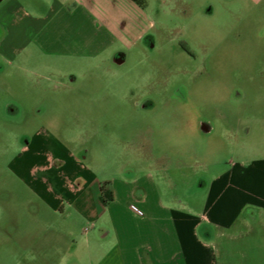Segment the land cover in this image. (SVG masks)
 <instances>
[{
    "label": "rangeland",
    "instance_id": "374dc122",
    "mask_svg": "<svg viewBox=\"0 0 264 264\" xmlns=\"http://www.w3.org/2000/svg\"><path fill=\"white\" fill-rule=\"evenodd\" d=\"M53 1L0 6L38 17ZM57 1L86 6L109 43L90 55L35 42L0 55V264H15L14 251L38 250L44 236L63 239L60 260L75 264L91 226L73 210L48 209L34 191L31 156L52 171L70 157L111 188L113 178L123 184L150 170L153 155L161 201L195 208L230 162L264 157V0ZM8 20L0 15V41ZM118 187V202L140 192ZM17 237L26 242L20 248ZM243 241L245 257L228 260L264 264V246L252 251Z\"/></svg>",
    "mask_w": 264,
    "mask_h": 264
},
{
    "label": "crops",
    "instance_id": "0c3cea01",
    "mask_svg": "<svg viewBox=\"0 0 264 264\" xmlns=\"http://www.w3.org/2000/svg\"><path fill=\"white\" fill-rule=\"evenodd\" d=\"M47 11L29 17L20 6H0V15L9 16L0 55L15 57L30 42L46 52L82 48L89 55L108 45L107 31L80 2L54 0ZM31 158L34 191L48 200V209H70L91 223L83 228L84 240L75 246V264H232L228 259L245 257L243 240L252 251L264 246V157L230 162L211 177L198 208L161 201L153 155L150 170L141 176L118 180L123 184L111 180L113 199L106 204L99 198L102 181L92 172H79L78 161L62 159L61 170L52 171L41 170L45 162ZM57 176L60 179L54 180ZM119 185H131L130 195L139 188L138 197L118 202L124 194ZM131 203L142 215L129 209ZM63 242L44 236L34 242L42 246L38 250L14 251V263L65 264L60 260L67 254L61 249ZM13 243L20 248L26 242L17 237Z\"/></svg>",
    "mask_w": 264,
    "mask_h": 264
},
{
    "label": "trees",
    "instance_id": "16d2710c",
    "mask_svg": "<svg viewBox=\"0 0 264 264\" xmlns=\"http://www.w3.org/2000/svg\"><path fill=\"white\" fill-rule=\"evenodd\" d=\"M100 200L103 204L111 201L113 199V193L110 189L109 181L101 182L100 184Z\"/></svg>",
    "mask_w": 264,
    "mask_h": 264
},
{
    "label": "flooded vegetation",
    "instance_id": "af4514ba",
    "mask_svg": "<svg viewBox=\"0 0 264 264\" xmlns=\"http://www.w3.org/2000/svg\"><path fill=\"white\" fill-rule=\"evenodd\" d=\"M114 60L115 61H117V62H121V54H118L115 58H114ZM29 143H30V140H26L25 142H24V144L21 146L22 147V151H20V152H22V153H24V152H26V150H28L29 148H28V145H29Z\"/></svg>",
    "mask_w": 264,
    "mask_h": 264
},
{
    "label": "built area",
    "instance_id": "2783aa9c",
    "mask_svg": "<svg viewBox=\"0 0 264 264\" xmlns=\"http://www.w3.org/2000/svg\"><path fill=\"white\" fill-rule=\"evenodd\" d=\"M129 209L131 210V211H133L135 214H137V215H142V210L137 206V205H135V204H133V203H131V204H129ZM87 229V228H86ZM85 229V230H86Z\"/></svg>",
    "mask_w": 264,
    "mask_h": 264
},
{
    "label": "water",
    "instance_id": "95a60500",
    "mask_svg": "<svg viewBox=\"0 0 264 264\" xmlns=\"http://www.w3.org/2000/svg\"><path fill=\"white\" fill-rule=\"evenodd\" d=\"M203 128H204L205 131H207L209 129V127L207 125H203Z\"/></svg>",
    "mask_w": 264,
    "mask_h": 264
}]
</instances>
